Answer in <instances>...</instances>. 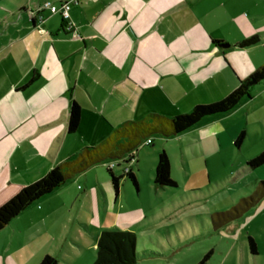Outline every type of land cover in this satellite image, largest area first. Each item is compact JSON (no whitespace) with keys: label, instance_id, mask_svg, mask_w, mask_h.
<instances>
[{"label":"crops","instance_id":"0c3cea01","mask_svg":"<svg viewBox=\"0 0 264 264\" xmlns=\"http://www.w3.org/2000/svg\"><path fill=\"white\" fill-rule=\"evenodd\" d=\"M46 1L66 0H0V204L120 123L217 101L264 62L259 42L236 46L251 35L264 36V0H75L68 12L71 30L58 14L40 9ZM72 101L79 106V124L68 133ZM257 108L264 130V81L232 110L204 117L175 136H160L170 169L172 152L179 151L185 166L189 158L233 144L240 131L252 132L248 111ZM235 109L242 110L244 123L228 118ZM137 163L136 151L130 172L139 190ZM52 193L57 201L40 202L42 196L31 205L44 208L46 216L33 218L47 240L59 241L56 264H91L104 229L153 232L150 206L118 204L119 192L112 195L100 165L44 197ZM253 217L241 216L217 229L219 235L226 241L240 235L247 244L252 234L244 225Z\"/></svg>","mask_w":264,"mask_h":264},{"label":"rangeland","instance_id":"374dc122","mask_svg":"<svg viewBox=\"0 0 264 264\" xmlns=\"http://www.w3.org/2000/svg\"><path fill=\"white\" fill-rule=\"evenodd\" d=\"M259 40L258 48L263 55L259 61H262L264 36H260ZM258 109L248 111L249 119L253 120L249 121L252 125L248 126L252 132L246 131L238 148L232 141H226V145L222 144L216 151L210 149L203 158H189L185 166L179 151L172 152L170 177L177 183L173 187L152 185L154 155L162 149L163 141L158 140L162 136L153 135L150 144L137 148L138 163L133 167L139 190L126 176H122L118 187L120 201L116 199L118 204L120 202L125 206H150V212L155 214L148 216L152 233L140 235L133 232L136 236L135 264H195L208 249H212V254L205 264H264V197L243 215L255 216L244 225V230L255 239L257 255L249 253L246 240L240 235L234 241H226L218 230H212L210 224L211 214L230 208L241 197L249 195L259 180L264 179V164L255 169L245 165L247 159L264 148V130L258 122L262 116H259L261 111ZM241 112L235 109L228 113V118L244 123ZM110 161L103 163L107 167ZM103 163L98 165L108 176ZM113 163L115 166L111 171L115 176L122 173L123 166L130 165L117 160ZM80 187L76 188L82 192ZM48 196H43L39 201L45 200L47 203L58 199L57 193ZM37 204L23 210L0 230V264H36L44 254L55 259L58 257L56 245L59 241L47 240L45 228L33 218L46 216L42 213L44 208L40 209L41 204ZM46 207L48 205L45 204ZM76 207L77 204L74 209ZM42 242H45L44 246L40 245Z\"/></svg>","mask_w":264,"mask_h":264},{"label":"trees","instance_id":"16d2710c","mask_svg":"<svg viewBox=\"0 0 264 264\" xmlns=\"http://www.w3.org/2000/svg\"><path fill=\"white\" fill-rule=\"evenodd\" d=\"M258 42L259 35H251L238 41L236 46L244 48ZM215 43H219V41L215 40ZM262 81H264V62L240 79L232 91L217 101L196 104L189 111L180 114L168 116L151 112L144 117L120 123L98 143L81 147L74 155L60 161L43 176L23 186L13 196L1 203L0 230L32 203L50 193L71 177L104 161L121 159L135 152L145 139L153 135L175 136L186 131L204 117L232 110L241 99L249 96L255 85ZM78 124L79 106L75 101H72L67 116V132L73 133ZM244 136L245 132L242 130L234 138L233 145L236 148L241 145ZM263 164L264 148L245 161V165L249 169L258 168ZM106 172L116 196L119 178L122 175L115 176L108 168H106ZM125 176L135 187L137 186L136 179L131 172L125 174ZM152 182L155 187L159 188L177 185L176 180L170 177V162L164 150H160L156 155ZM263 197L264 179H261L249 195L241 197L230 208L215 211L210 215L212 230H217L239 219ZM135 244L136 236L132 231L104 229L97 236L95 258L91 264H135L137 259ZM247 244L250 253L256 255V245L252 237H247ZM211 254L212 249H208L195 264H205ZM56 262L55 257L44 254L36 264H56Z\"/></svg>","mask_w":264,"mask_h":264},{"label":"built area","instance_id":"2783aa9c","mask_svg":"<svg viewBox=\"0 0 264 264\" xmlns=\"http://www.w3.org/2000/svg\"><path fill=\"white\" fill-rule=\"evenodd\" d=\"M75 2H76L75 0H66V1L60 2L59 4H53L49 1H46L42 4L40 9L45 8V9H48L50 13L58 14L65 24V29L71 30V24L68 21V17H69L68 12H69V8L71 7V5L74 4ZM35 14L38 16L39 20L42 19V16L40 14L38 13H35ZM150 143H151V139L147 138L142 142L141 145H148ZM133 159H134V152L130 153L129 155L121 159H116V160L121 161L123 163L128 162L131 165V163L133 162ZM113 161H110V163L107 165V168L109 170H111L115 166V163H113ZM130 165L122 167V174L125 175L130 172Z\"/></svg>","mask_w":264,"mask_h":264},{"label":"water","instance_id":"95a60500","mask_svg":"<svg viewBox=\"0 0 264 264\" xmlns=\"http://www.w3.org/2000/svg\"><path fill=\"white\" fill-rule=\"evenodd\" d=\"M220 46H223V47H225V46H227V44H224V43H222V44H220Z\"/></svg>","mask_w":264,"mask_h":264}]
</instances>
